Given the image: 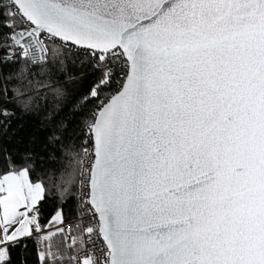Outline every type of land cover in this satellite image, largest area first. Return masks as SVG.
I'll return each mask as SVG.
<instances>
[{
    "label": "snow or ice",
    "instance_id": "6c2138e0",
    "mask_svg": "<svg viewBox=\"0 0 264 264\" xmlns=\"http://www.w3.org/2000/svg\"><path fill=\"white\" fill-rule=\"evenodd\" d=\"M0 264H264V0H0Z\"/></svg>",
    "mask_w": 264,
    "mask_h": 264
}]
</instances>
